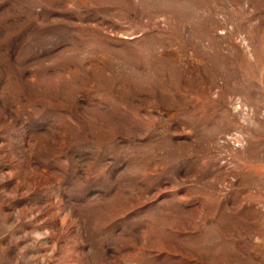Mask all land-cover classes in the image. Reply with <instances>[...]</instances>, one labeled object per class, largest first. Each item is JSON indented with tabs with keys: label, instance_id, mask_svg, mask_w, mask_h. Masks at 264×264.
Listing matches in <instances>:
<instances>
[{
	"label": "rangeland",
	"instance_id": "obj_1",
	"mask_svg": "<svg viewBox=\"0 0 264 264\" xmlns=\"http://www.w3.org/2000/svg\"><path fill=\"white\" fill-rule=\"evenodd\" d=\"M0 264H264V0H0Z\"/></svg>",
	"mask_w": 264,
	"mask_h": 264
}]
</instances>
